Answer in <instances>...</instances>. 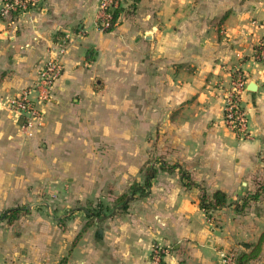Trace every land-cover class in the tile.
I'll return each instance as SVG.
<instances>
[{
	"label": "crops",
	"instance_id": "crops-1",
	"mask_svg": "<svg viewBox=\"0 0 264 264\" xmlns=\"http://www.w3.org/2000/svg\"><path fill=\"white\" fill-rule=\"evenodd\" d=\"M97 4L40 0L14 23L0 18V215L63 178L79 203L106 191L131 202L99 215L78 206L61 223L28 211L2 218L0 264H151L155 244L162 264H222L259 244L247 264H264V64L254 58L264 0H139L111 31L96 27ZM50 57L62 75L23 133L7 100ZM236 72L246 80L247 138L223 121ZM153 156L178 166L157 162L151 186L134 192ZM179 167L199 186H184ZM201 188L227 195L211 217Z\"/></svg>",
	"mask_w": 264,
	"mask_h": 264
},
{
	"label": "built area",
	"instance_id": "built-area-1",
	"mask_svg": "<svg viewBox=\"0 0 264 264\" xmlns=\"http://www.w3.org/2000/svg\"><path fill=\"white\" fill-rule=\"evenodd\" d=\"M40 0H2L0 5V18L6 22L14 23L21 14L37 7ZM133 0H98L95 24L105 31L115 27L121 15L131 8ZM116 18L113 20V15ZM70 38L66 39L67 42ZM65 47H59L62 54ZM256 61L264 64V39H261L254 49ZM63 66L59 58L50 57L38 69L37 82L22 89L7 100L6 106L14 116L15 121L23 133H29V129L41 118L40 105L47 103L52 98V89L56 80L62 75ZM246 80L242 72H236L223 90V121L225 125L238 137L249 136L248 118L242 97L246 91ZM163 247L155 244L150 256L151 264H162ZM237 254L227 253L223 256L222 264H235Z\"/></svg>",
	"mask_w": 264,
	"mask_h": 264
},
{
	"label": "rangeland",
	"instance_id": "rangeland-1",
	"mask_svg": "<svg viewBox=\"0 0 264 264\" xmlns=\"http://www.w3.org/2000/svg\"><path fill=\"white\" fill-rule=\"evenodd\" d=\"M52 97H53V94H52ZM51 100L52 98L48 102H50ZM101 116L102 115H100V117ZM158 160L159 158L156 156L151 157L145 163V167L143 168V170H146L151 167L153 168L157 162L160 163V165L162 163H165L164 161H161V160L158 161ZM80 164H81V167H83V163H80ZM143 184L139 185V182L135 180V181H132L131 187L133 191L135 192L136 190H138L139 187H143ZM61 186L62 188L59 187V190H57L58 187L51 188L54 191H50L51 190L50 188H48L47 190H43V192L33 195V198L29 202V204L27 203V204H23L19 206L25 208L26 213L28 211V214L26 215L27 217L29 216V214L31 215V213H34L37 215L42 214V215L50 216L58 223H61L63 218L65 219L67 217L73 216L72 214L75 212V210L78 209L75 207H78V206H80L82 210L85 209L89 212L99 215V214H104V213L108 214L115 207L117 206L124 207L129 202H131L130 197L127 196L126 194L117 196L113 193H109L106 191V192H101L100 194H98V196L94 200L92 198L90 200L88 199L82 200V203H79L81 202L80 200H77V201L74 200V197L72 196V193H71V188H70L71 186H69L65 178H63L62 180ZM65 187H68V188L66 189ZM128 195L132 196V194L130 193ZM132 199H133V196H132ZM82 210L79 212V214L81 215L80 217L84 218L86 214Z\"/></svg>",
	"mask_w": 264,
	"mask_h": 264
},
{
	"label": "trees",
	"instance_id": "trees-1",
	"mask_svg": "<svg viewBox=\"0 0 264 264\" xmlns=\"http://www.w3.org/2000/svg\"><path fill=\"white\" fill-rule=\"evenodd\" d=\"M139 0H133V4L131 5V8L125 11V15H131L133 11L135 10V6ZM115 13L113 15V20L116 18ZM114 27H110L106 29L105 31H111ZM178 165L173 164V165H167L166 163H162L159 167L161 169H165L168 171H173ZM156 172V169L153 167L148 168L145 170L144 175V184L143 187H139L138 189L142 191V193H145V189L149 188L151 186L150 180L154 177ZM179 172H180V178L184 186L190 187V186H199L197 183L191 181V178L188 174L187 171L179 167ZM185 181V182H184ZM258 196V192H255L254 194H249L245 195L242 198V203L237 205V211L241 212L249 203V201L255 199ZM227 204V195L221 191V190H216L212 194H208L204 188H201V195L199 198V206L201 209L205 211V213L208 215V217L212 216V213L215 212L216 210L221 209ZM89 212V211H88ZM26 213V209L23 207H16V208H10L6 209L5 211L2 212L1 216L5 219H7L8 222H12L13 220L17 219L21 214ZM264 237V231L261 235L260 241L261 242L262 238ZM259 244L250 252H240L237 254V257L235 259V264H247L248 261L253 258L259 251L258 249Z\"/></svg>",
	"mask_w": 264,
	"mask_h": 264
},
{
	"label": "water",
	"instance_id": "water-1",
	"mask_svg": "<svg viewBox=\"0 0 264 264\" xmlns=\"http://www.w3.org/2000/svg\"><path fill=\"white\" fill-rule=\"evenodd\" d=\"M255 89V85L253 83H250L249 86H248V90L253 92ZM115 211V210H114ZM107 217V216H106ZM104 217V218H106ZM3 217L1 216L0 219H2ZM244 246H247V245H244Z\"/></svg>",
	"mask_w": 264,
	"mask_h": 264
}]
</instances>
